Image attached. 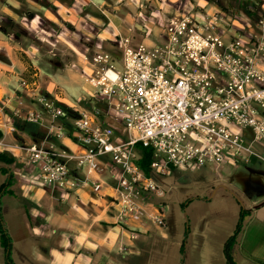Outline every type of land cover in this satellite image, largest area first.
I'll return each instance as SVG.
<instances>
[{
	"label": "crops",
	"instance_id": "1",
	"mask_svg": "<svg viewBox=\"0 0 264 264\" xmlns=\"http://www.w3.org/2000/svg\"><path fill=\"white\" fill-rule=\"evenodd\" d=\"M222 1V4H216L212 0H194V3L189 2L186 10L182 0H0V85H5L8 100H11L8 106L12 115L10 121L15 125L18 120L13 117V112L18 108L15 87L17 84L19 87L21 79L38 78L48 95L68 108L79 107L74 102L93 99L94 89L86 79L93 76L94 68L90 63L95 55L105 53L111 64L121 70L120 39L130 40L134 47L162 45L168 22L185 16V11L193 7L198 11L206 10L205 16L223 13L225 23L222 29L228 30L232 36L242 35L240 22L220 11L226 7ZM260 1L263 10L264 0ZM225 2L232 5L240 0ZM66 38L76 48L77 56L71 67L76 89L82 93L76 101L67 98L58 88V85L63 86L62 83L46 81L44 77L49 67L53 72L55 68L57 72L63 70L61 62L55 64L51 55H54L52 49L65 43ZM44 83L47 86L44 87ZM11 84L14 85L10 90ZM100 106L105 108L104 104ZM28 108L39 112L35 106ZM41 114L48 125L50 118L44 112ZM65 121L72 122L70 118ZM100 122L112 128L118 140H125L123 126L110 116H104ZM41 128L46 132L44 127ZM10 138L12 142L7 144L11 146L52 143L58 149L78 153L77 145L70 138L55 140V143H37L19 130L17 137ZM260 152L264 157V150L260 149ZM0 153L15 159L11 166L0 163V170L8 168L12 174L8 182L9 175L0 172L3 176L0 194L4 193L0 196V213L6 220V229L12 240L14 264H180L187 230L184 264H227L225 245L238 227L242 210L246 218L236 239L234 260L237 264H264V187L260 182L262 179L255 173L251 177L238 176L247 190L241 189L235 178L212 183L204 180L212 190L207 193L209 195L193 197L186 210L200 205L207 210L214 207L213 211L195 213V217L187 211L184 215L179 212L170 215L168 203L163 198L154 197L150 200L152 203L164 206L165 227H157L147 217L125 227L110 204L120 169L109 159L103 158L100 171L88 176V183L76 192L63 193L38 184L35 171L17 159L16 152L0 148ZM239 164L233 168L238 169ZM71 167L75 169L76 164L72 163ZM174 172L183 174L189 171L174 170L172 174ZM195 172L197 170H190V173ZM79 176L86 178V170ZM199 178L203 181L202 177ZM158 183L162 186L165 182ZM93 184L102 185L101 195L105 200L94 196ZM1 241L0 234V264H6Z\"/></svg>",
	"mask_w": 264,
	"mask_h": 264
},
{
	"label": "built area",
	"instance_id": "2",
	"mask_svg": "<svg viewBox=\"0 0 264 264\" xmlns=\"http://www.w3.org/2000/svg\"><path fill=\"white\" fill-rule=\"evenodd\" d=\"M247 18L249 38L222 29L225 15L216 13L169 21L162 45L134 47L130 40L120 39L121 70L105 53L95 55L90 63L93 76L86 81L94 89L93 98L105 108L69 107L74 115L72 133L63 123L67 115L60 101L43 90L38 78L21 79V92L50 121L45 124L43 115L34 110L24 112V101L17 97L13 117L44 127L43 142L72 139L78 153L52 143L11 146L5 139L0 148L16 152L17 159L35 171L38 184L63 193H74L88 183V176L98 173L101 160L107 158L120 169L110 199L119 222L129 227L147 217L164 228V206L150 201L164 198L163 192L139 166L137 145L153 151L151 170L161 176L174 170L213 166L216 172L230 163L264 161L260 152L264 150V9L255 25ZM1 101L0 131L6 138L18 130ZM106 115L123 126L124 141L101 124ZM84 170L83 179L79 173ZM102 190V185L93 184L98 200H105Z\"/></svg>",
	"mask_w": 264,
	"mask_h": 264
},
{
	"label": "rangeland",
	"instance_id": "3",
	"mask_svg": "<svg viewBox=\"0 0 264 264\" xmlns=\"http://www.w3.org/2000/svg\"><path fill=\"white\" fill-rule=\"evenodd\" d=\"M223 1L222 2L226 7L224 10L220 9V11H223V12L225 11V13L227 14L228 17H231L233 19H237L240 22V25L243 29L241 36L244 38H249V33H248L249 29L246 27V19H248L247 18L248 16L247 17L244 16L245 14L241 10H239L237 2H235L231 5L229 3L226 4L225 0H223ZM189 2L194 3V0H182V6H184V7L187 6L186 10L189 9V5H190ZM212 2L216 3V4L217 3L222 4L221 0H212ZM184 7L182 9H184ZM191 10L185 11L186 15H191V16H194L197 14L204 15V12H206V10H201V9L198 11V9H195L194 7ZM261 12L259 13V16H260ZM253 30L256 31L255 26H254ZM65 41H66L65 43H59L58 46H56V48L52 49V51H54V55H51V57L54 58V61H53L54 63L55 62H61V64L63 65V70L61 72H57L56 68H55V70L53 72V69L49 67L44 72L45 73L44 77H45L46 81H52L53 83H56V82L62 83L63 86L58 85V88H61L64 91V94H66L67 98H69L70 100L76 101L77 97L82 95L81 91L79 89H76L75 81H74L75 80L74 74L72 73L73 68L71 67V63L75 60L76 48H75V46H73V42L70 39L66 38ZM52 46H51V48H52ZM2 85H0V99L2 98L1 102L4 103V105L5 104L7 105L6 113L10 116V113H11L9 110L10 107H8L10 103L7 104V102H8L7 100L9 99L8 95H7L8 92L6 90L5 85H3V86ZM12 85H14V84L10 85V90H11ZM45 86H47V83H44V87ZM8 90H9V88H8ZM15 90H16L15 91V94H16L15 97L24 101V105L22 107L24 112H25V110L29 109L28 107L35 106L38 108L39 112L43 113L41 108H39L40 107L39 105L32 102L29 98L25 97L23 92H21V90L19 89L18 84L15 87ZM74 103L79 104L80 106L85 107L89 110H93L96 108H100V109L102 108L103 109V106H100L103 104H100V102H98L95 98H93V99L92 98L91 99L83 98V99H81V101H79V102L76 101ZM0 106L3 107V104L0 103ZM67 116H68V118L70 117L69 114H67ZM70 119H71V117H70ZM10 122H12V121H10ZM13 122H15V121H13ZM67 124H68L67 131H68V133H70V131L72 129V125L69 123V121ZM17 135H18V132L15 133L13 136L17 137ZM10 137L5 138V144L12 142ZM12 144H14V143H12ZM44 146L49 147V145H47V144ZM233 166L234 165L232 163H230L228 165V167H224L223 169H221L219 171V173L218 172L215 173V169H214L215 167L210 166L207 168L199 169L195 173H190V171H189V172H185L183 174L177 173V172H174L172 174V172H173L172 171L169 175H166V176L154 174L153 178L155 180L161 182V183L165 182L162 186L161 185L160 186H161V191L163 192V196H164L163 200H165L168 203L170 215H176V212H179L180 214L184 215L185 212L187 211V213L188 212L192 213V217H195V216H193L195 213H197V215H200L202 212L214 210V207L213 208L210 207L207 210V209H204L203 207H201L200 205H197L196 207H190L189 210H186L187 206L185 208L183 207V205L186 203L187 200H191L195 196L209 195L207 193L209 191H211L212 188L207 187L206 183H204V180L207 181L208 183H212V182H215V181H217L219 179H223V178H226V179H228V178L234 179L235 178L234 180L237 182L238 186L241 187V189L247 190L245 187V184L240 182L238 176H250L251 177L255 173L256 175H258L262 179L260 182L264 187V161L252 160L250 162V164L240 163L238 169H234ZM218 170H219V168L217 169V171ZM219 174L221 176L220 178H219ZM227 174L229 176H226ZM199 177H202L203 181L200 180ZM0 179H1L0 180V182H1L3 179L2 175H0ZM198 204H200V203H198ZM193 206H195V205H193ZM1 216L3 219V223L6 226V220L4 219L2 213H1ZM186 221H187V219H186Z\"/></svg>",
	"mask_w": 264,
	"mask_h": 264
},
{
	"label": "trees",
	"instance_id": "4",
	"mask_svg": "<svg viewBox=\"0 0 264 264\" xmlns=\"http://www.w3.org/2000/svg\"><path fill=\"white\" fill-rule=\"evenodd\" d=\"M262 6H263V2L260 0H240V2L238 3L239 10H241L246 16H248L252 20L253 25H255V23L260 18L259 13L262 11ZM60 106L65 110L66 115L69 114L71 118L74 117L73 113L70 111V109L67 106L62 105V104H60ZM65 120L66 119L63 120L64 121L63 123L64 125L68 126L67 124L68 122ZM15 126L17 130L28 134L37 143H41L42 141H45L46 139V132H44L41 126L39 125L17 120V123H15ZM73 131L74 130L72 127L70 133H72ZM3 139H4V134L3 132L0 131V141H2ZM50 141L54 143L56 142L54 139H51ZM137 152L140 155L139 166L141 167V169L144 171V173L148 177H153L154 174L151 170V163L153 161V151L139 144L137 145ZM0 163L5 164L7 166H11L15 163V159L14 157L11 158L4 153H0ZM0 172H2L3 174L9 175L8 182L9 180L12 179V174L10 175V171L8 170V168L7 169L3 168L2 170H0ZM3 194L4 193H1L0 196H3ZM190 203H191V200H187L186 203L183 205V207L185 208ZM245 218H246V213L242 210L241 219L238 224V227L236 231L234 232V235L226 242L224 252H225V258H226L227 264H237L234 260L233 251H234V246L236 244V239L242 231ZM0 234H1V240H2L1 243H2V246L6 254V264H14L12 260V240L8 234L5 224L3 223L1 213H0ZM188 236H189V231L187 230L185 234V238L182 243V247H181V263L180 264L185 263L186 245H187Z\"/></svg>",
	"mask_w": 264,
	"mask_h": 264
}]
</instances>
